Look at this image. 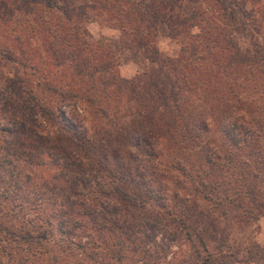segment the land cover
I'll list each match as a JSON object with an SVG mask.
<instances>
[{
	"label": "trees",
	"instance_id": "trees-1",
	"mask_svg": "<svg viewBox=\"0 0 264 264\" xmlns=\"http://www.w3.org/2000/svg\"><path fill=\"white\" fill-rule=\"evenodd\" d=\"M261 3L0 0L2 264L264 257L205 226L264 217V54L235 40ZM159 36L177 49L158 63ZM136 54L156 66L120 77Z\"/></svg>",
	"mask_w": 264,
	"mask_h": 264
},
{
	"label": "rangeland",
	"instance_id": "rangeland-1",
	"mask_svg": "<svg viewBox=\"0 0 264 264\" xmlns=\"http://www.w3.org/2000/svg\"><path fill=\"white\" fill-rule=\"evenodd\" d=\"M262 5L255 6L253 10L249 9V6L244 7V11H247L248 17L242 16V24L238 26L235 33V40L238 50L242 54L257 55L258 57L264 54V0H261ZM227 5V3H226ZM235 10V9H234ZM242 11V9H241ZM235 16V15H234ZM247 19V20H246ZM254 25V26H253ZM89 31L91 36H96L98 31V25L93 23L89 25ZM100 32L104 35H115L116 30H110L106 28H100ZM156 58L158 63L160 60L158 57L165 55H172L177 49V44L173 41H169L164 36H159L156 39ZM137 55V54H136ZM156 66V62H149L144 58L142 54H138L136 57H132L126 62L119 63L115 69L118 75L124 79H130L135 77L136 74L142 72L144 68L150 69ZM67 115L74 117L70 108L62 106ZM127 115L123 119H131L130 112H126ZM212 137V133H209ZM217 134V132H216ZM262 187V186H261ZM2 184H0V190ZM246 198L242 199V202ZM1 205V204H0ZM0 214V224H4ZM3 222V223H2ZM205 226L207 227V239L208 245H212L217 239H225L227 243L242 244L245 245L250 242H256L259 246L264 245V217L259 216L257 219H244L243 217L235 215L230 216L227 219H221L216 214L212 218L207 219ZM184 246L180 247V251ZM175 249V246L173 247ZM6 257V255H5ZM0 252V264L6 263V259ZM236 264H264V257L254 259L247 262H238Z\"/></svg>",
	"mask_w": 264,
	"mask_h": 264
}]
</instances>
